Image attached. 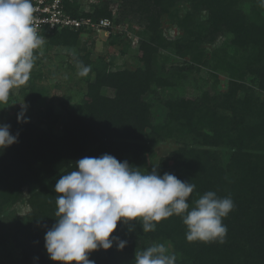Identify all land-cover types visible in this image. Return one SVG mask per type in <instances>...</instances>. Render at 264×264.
Listing matches in <instances>:
<instances>
[{
  "label": "trees",
  "instance_id": "16d2710c",
  "mask_svg": "<svg viewBox=\"0 0 264 264\" xmlns=\"http://www.w3.org/2000/svg\"><path fill=\"white\" fill-rule=\"evenodd\" d=\"M180 1L193 12L182 17ZM245 3L250 4L247 14L241 9ZM90 7L94 13L80 10L76 15L111 19L114 28L138 25L143 30L138 45L142 65L129 70L112 64L98 70L81 101L61 103L66 121L60 134L54 131L59 117L53 108L42 121L26 123L4 118L2 110L0 124L10 125L18 142L0 150V264L5 259L57 264L46 251L45 234L57 222L55 184L61 175L76 170L77 161L109 154L147 172L156 147L170 140L181 146L159 160L157 173L195 184L190 207L208 191L232 198L234 208L222 221L228 229L225 242L187 241L186 227L174 215L148 233L138 223L118 222L112 235L127 241L122 251L129 248L131 227L148 247L171 242L179 254L175 264H264V96L258 95L264 94V7L258 0H97ZM204 12L207 19L198 21L195 13ZM165 16L181 31L175 40L164 34ZM122 33L112 32L110 44L119 45ZM81 36L79 31L63 30L44 44L78 50ZM219 36L226 37L224 43L205 47L216 44ZM70 51L72 61L77 55ZM162 51L182 63L168 68L169 56ZM78 61L85 58L78 55ZM203 71L211 79L225 73L230 80L227 91L211 96L200 86L191 97H162L160 90L176 89L180 81ZM251 78L258 89L248 85ZM34 89L27 97L38 100ZM22 200L31 212L5 231L3 216ZM119 252L114 244L107 251L90 253L89 259L94 264H125ZM134 252L128 251L129 256Z\"/></svg>",
  "mask_w": 264,
  "mask_h": 264
},
{
  "label": "clouds",
  "instance_id": "9594fccd",
  "mask_svg": "<svg viewBox=\"0 0 264 264\" xmlns=\"http://www.w3.org/2000/svg\"><path fill=\"white\" fill-rule=\"evenodd\" d=\"M258 2L264 7V0ZM44 42L34 24L31 0H0V104L8 101L12 89L29 81ZM77 67L81 77L91 71L80 61ZM17 120L27 122L23 110ZM17 142L10 125L0 124V150ZM75 165L76 170L61 175L55 184L57 222L45 234L46 251L57 264H94L89 254L114 244L122 251L127 241L112 235L118 222L138 223L148 233L175 215L186 227L187 241L225 242L228 229L222 221L234 208L230 196L219 198L208 191L190 207L196 186L174 174L160 176L156 168L142 172L109 154L84 157ZM175 262L176 256L168 254L163 243L135 253V264Z\"/></svg>",
  "mask_w": 264,
  "mask_h": 264
},
{
  "label": "rangeland",
  "instance_id": "374dc122",
  "mask_svg": "<svg viewBox=\"0 0 264 264\" xmlns=\"http://www.w3.org/2000/svg\"><path fill=\"white\" fill-rule=\"evenodd\" d=\"M94 1V4H96L97 0ZM90 6L91 5L87 2H83V11L93 12V9H91ZM177 7L181 9L182 17L187 12H193L190 5L184 1H180ZM241 9L247 14L250 10V4H243ZM195 14L197 16V20L200 22H204L207 19L206 12L202 14ZM163 29L166 38L171 41L177 39L181 33L178 28L173 27V25L170 24V20L166 16L163 18ZM120 31L123 32L122 34H124V36H122L119 45L110 44V38L104 33L82 35L80 37L82 41L78 46L79 49L77 50L76 48L71 51L75 53H72V55H81V58H85V61L82 63L85 66H90L91 71L84 77L78 75L79 69L76 63L77 56L72 57L71 61L69 58L71 53L67 52L70 50L65 49L64 51L63 49L56 48L48 43H45L40 51L42 54H39L36 58L35 66L31 72L29 81L20 88L12 89V95L9 96L8 101L0 104V113L5 109L6 115L4 118H14L17 117L18 113L23 110L25 112V119L35 122L36 120L42 121L46 110L53 108L55 115L59 117V121L57 122L54 131L56 134H60L61 127L66 121V114L61 106V103L66 102L69 99H71L72 102L81 101L82 96L87 91L88 83L94 80L98 70L108 69L109 65L112 64H115L116 67L129 70H135L141 67L142 64L138 57V45L143 39V37L140 36L143 30L140 29L138 25H134V27L125 25L123 27L114 28L113 30L114 33H118ZM219 37L220 38L217 40L216 44L206 45L205 47L211 46L212 48L224 43L226 37ZM130 43H132V45H130ZM79 51L81 52L79 53ZM162 52L169 56V60L167 62L168 68L182 63L177 57L171 55L170 53L168 54L164 51ZM86 58L88 59L86 60ZM40 59H43L41 61L42 64L38 65L37 63L40 62ZM39 75H42L43 80H38ZM190 77L191 79L180 81L176 89L160 90L163 94L162 97L165 99L191 97V95L199 93L200 86L202 88L204 86L202 91H208L211 96H219L227 91L230 81L229 77L223 72L219 73L217 79H211L208 71H203L200 75L194 72L190 75ZM205 79L208 80L204 81ZM247 81L249 86H256L252 81V78ZM204 82H207L206 86L204 85ZM255 88L258 89L257 87ZM33 89L40 95L38 100L28 99L27 97L28 95H32ZM107 94L109 93L107 92ZM258 95H261L262 97L264 96V94L260 92H258ZM180 146L181 145L179 143L172 140L159 144L155 149V157L152 162L153 165L147 170V172L150 173L153 168L159 164V160L161 158L166 157ZM21 202L22 203L10 208V210H8L3 216L4 219L7 217L5 221V231H9L10 227L13 228V223L16 219L22 218L31 212V208L25 203V200H22ZM127 236L132 237L129 241V248L126 251L119 252V259L125 264H135V253L146 249L148 246L132 234L130 230H127ZM165 246L168 250V254H174L176 259H178L179 254H177L174 250L172 243L167 242ZM34 249L37 250V247L35 246ZM130 250H134L135 252L131 253L129 256L128 251ZM16 253L17 255H20V251H17ZM21 253L23 254L24 251H21ZM2 264L15 263H12L9 259H5Z\"/></svg>",
  "mask_w": 264,
  "mask_h": 264
},
{
  "label": "built area",
  "instance_id": "2783aa9c",
  "mask_svg": "<svg viewBox=\"0 0 264 264\" xmlns=\"http://www.w3.org/2000/svg\"><path fill=\"white\" fill-rule=\"evenodd\" d=\"M34 7V24L39 36L47 41L49 36L63 30L79 31L81 35L102 34L107 37L114 30L110 19L95 20L90 17H79L77 11H83L82 3L94 4V0H31ZM76 4L80 8L74 7ZM37 50L36 55L40 54Z\"/></svg>",
  "mask_w": 264,
  "mask_h": 264
}]
</instances>
